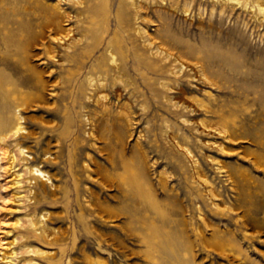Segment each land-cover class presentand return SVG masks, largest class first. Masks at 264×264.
<instances>
[{
    "label": "rangeland",
    "instance_id": "rangeland-1",
    "mask_svg": "<svg viewBox=\"0 0 264 264\" xmlns=\"http://www.w3.org/2000/svg\"><path fill=\"white\" fill-rule=\"evenodd\" d=\"M236 1L0 0V264H264V0Z\"/></svg>",
    "mask_w": 264,
    "mask_h": 264
},
{
    "label": "bare ground",
    "instance_id": "bare-ground-1",
    "mask_svg": "<svg viewBox=\"0 0 264 264\" xmlns=\"http://www.w3.org/2000/svg\"><path fill=\"white\" fill-rule=\"evenodd\" d=\"M235 1V0H234ZM131 2V3H130ZM130 4H131V8L134 10V19L135 20H137V23H139V22H141V16H140V4H139V2H138V0H130ZM238 2V0L236 1V3ZM78 4V3H77ZM79 5V4H78ZM81 5V4H80ZM126 5H127V3H126ZM128 7V6H127ZM32 8V7H31ZM130 8V7H129ZM8 9V8H7ZM7 9H4L1 13H0V20H1V23H2V25L1 26H3V24H5L8 20L9 21H12L11 20V18H10V15H11V12H8V11H6ZM259 9V12L261 11V12H263L264 11V8H262V6H261V8H258ZM35 11V10H34ZM48 13V12H47ZM133 13V12H132ZM18 15V14H17ZM43 15V14H42ZM133 15V14H132ZM78 16V15H77ZM48 18V17H47ZM58 18V17H57ZM51 19V22H53V23H55L56 24V22H54L55 21V19L54 18H50ZM59 24V23H58ZM57 25V24H56ZM55 25V26H56ZM1 26H0V30H1ZM24 26V25H23ZM51 26V25H50ZM53 26V25H52ZM51 26V27H52ZM123 26V25H122ZM136 27V26H135ZM44 29V28H43ZM53 29V28H52ZM61 30V29H60ZM59 30V31H60ZM135 31V30H134ZM136 33L138 34V37H141V34H142V30H141V27L139 26V25H137V27H136ZM137 37V36H136ZM12 37L9 35V36H1V42H3V44L4 45H9L10 43H12L14 40H12L11 39ZM34 38V36H33V33H32V31L31 30H27V34H26V37L24 38V40L26 41V42H28V41H30V40H32ZM19 39V38H18ZM0 42V43H1ZM146 43V42H145ZM144 44V43H143ZM146 45H148V44H146ZM19 48H21L20 46H19ZM108 48V47H107ZM20 50V49H19ZM206 52L208 53V54H211V56H208L209 58H210V61H212V65L214 64V63H216L218 66H222V67H224L223 66V64H225V63H227V61H226V56H224V55H220V54H216L215 52H214V48L213 47H206ZM151 51H153V50H151ZM155 51V50H154ZM28 52V51H27ZM203 52V51H202ZM137 54V53H136ZM156 54H157V52H156ZM163 54V53H162ZM207 55V54H206ZM157 57H159V56H157ZM219 57V58H218ZM164 58V57H163ZM168 58V57H167ZM166 58V59H167ZM68 59H69V57H68ZM209 62V61H208ZM206 64H208V63H206ZM233 67H235V65H234V63L232 62V61H230V68H232L233 69ZM117 68L120 70V68H119V66L117 65ZM182 66H180L179 68H178V71H177V73H180L181 71H182ZM115 70H116V68H115ZM122 70H124V69H122ZM171 73H175V74H177L176 72H174V71H171ZM174 74V75H175ZM2 84V83H1ZM163 87H167V85L165 84V83H163V84H161ZM1 94V93H0ZM17 130H19V127H17L16 128V130H15V132L17 131Z\"/></svg>",
    "mask_w": 264,
    "mask_h": 264
}]
</instances>
